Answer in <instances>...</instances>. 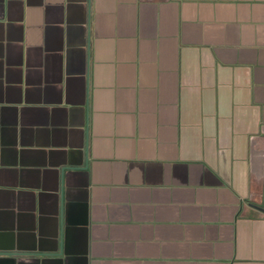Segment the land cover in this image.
I'll return each mask as SVG.
<instances>
[{"label": "crops", "instance_id": "1", "mask_svg": "<svg viewBox=\"0 0 264 264\" xmlns=\"http://www.w3.org/2000/svg\"><path fill=\"white\" fill-rule=\"evenodd\" d=\"M264 0H0V264H264Z\"/></svg>", "mask_w": 264, "mask_h": 264}, {"label": "water", "instance_id": "2", "mask_svg": "<svg viewBox=\"0 0 264 264\" xmlns=\"http://www.w3.org/2000/svg\"><path fill=\"white\" fill-rule=\"evenodd\" d=\"M259 209L262 210V211L264 212V207H263V208H260V207H259Z\"/></svg>", "mask_w": 264, "mask_h": 264}]
</instances>
